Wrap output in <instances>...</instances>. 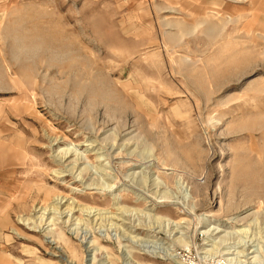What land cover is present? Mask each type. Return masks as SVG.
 <instances>
[{"label": "rangeland", "instance_id": "rangeland-1", "mask_svg": "<svg viewBox=\"0 0 264 264\" xmlns=\"http://www.w3.org/2000/svg\"><path fill=\"white\" fill-rule=\"evenodd\" d=\"M230 257L264 264V0H0V264Z\"/></svg>", "mask_w": 264, "mask_h": 264}, {"label": "bare ground", "instance_id": "bare-ground-1", "mask_svg": "<svg viewBox=\"0 0 264 264\" xmlns=\"http://www.w3.org/2000/svg\"><path fill=\"white\" fill-rule=\"evenodd\" d=\"M59 173H61V172H58V174ZM58 199V198H57ZM60 199V198H59ZM61 202H62V200H57L56 201V210H59L60 209V206H61ZM60 205V206H59ZM61 214H63V213H61ZM31 220V219H30ZM28 221V220H27ZM66 223H68V222H66ZM37 224V223H36ZM177 226V225H176ZM242 232V231H241ZM223 238V237H222ZM180 242V241H179ZM182 243H183V240H182ZM186 244V243H185ZM214 244V246H217L216 245V243H213ZM223 244H225V247L227 248V251H225V252H223V256H236V258H241V257H244V250H237V247H235V245H234V247H233V245L232 244H227L226 245V242L225 243H223ZM230 245V246H229ZM213 250V249H212ZM212 250H209L208 252L211 254H213V251ZM252 253H254V251L253 252H250V253H248V255L247 256H249L250 254H252ZM216 254V253H215ZM237 260H239V259H237ZM236 259H234V258H229V259H227V260H225V261H227V262H229V263H232V264H237L239 261H237ZM258 260V258H255L254 259V261L252 262V263H255L256 261ZM241 263V262H240Z\"/></svg>", "mask_w": 264, "mask_h": 264}]
</instances>
